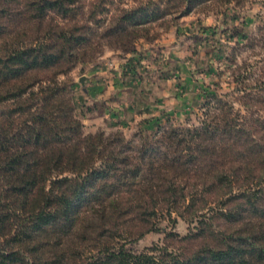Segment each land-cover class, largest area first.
I'll return each mask as SVG.
<instances>
[{
	"label": "trees",
	"instance_id": "1",
	"mask_svg": "<svg viewBox=\"0 0 264 264\" xmlns=\"http://www.w3.org/2000/svg\"><path fill=\"white\" fill-rule=\"evenodd\" d=\"M85 1L0 0L20 31L0 53V264H264V94L243 86L245 115L212 96L199 125L150 137L84 135L60 77L101 54L97 39L130 51L129 26L161 15L151 2L99 31ZM172 216L186 236L126 249Z\"/></svg>",
	"mask_w": 264,
	"mask_h": 264
},
{
	"label": "rangeland",
	"instance_id": "2",
	"mask_svg": "<svg viewBox=\"0 0 264 264\" xmlns=\"http://www.w3.org/2000/svg\"><path fill=\"white\" fill-rule=\"evenodd\" d=\"M93 1L99 31L121 12L151 2L160 5L161 15L129 26L133 28L130 51L97 39L92 44L99 45L101 54L60 77L70 84L74 115L84 135L102 131L121 133L127 140L150 137L159 127L199 125L212 96L232 103L245 115L239 100L243 86H250L247 93L264 94L259 85L264 81V0L228 4L211 0L187 14H182L184 5L179 3L163 9L164 0H86L85 13ZM0 22L2 53L10 43H17L20 31L13 26L5 29L7 25ZM172 219L174 223L161 219L159 233L147 234L126 249L141 253L162 243L170 232L186 236L189 225L176 216Z\"/></svg>",
	"mask_w": 264,
	"mask_h": 264
},
{
	"label": "water",
	"instance_id": "3",
	"mask_svg": "<svg viewBox=\"0 0 264 264\" xmlns=\"http://www.w3.org/2000/svg\"><path fill=\"white\" fill-rule=\"evenodd\" d=\"M81 82H83V80H81Z\"/></svg>",
	"mask_w": 264,
	"mask_h": 264
}]
</instances>
